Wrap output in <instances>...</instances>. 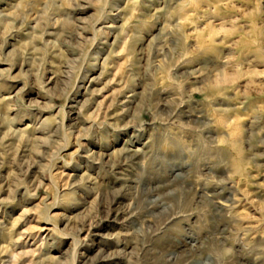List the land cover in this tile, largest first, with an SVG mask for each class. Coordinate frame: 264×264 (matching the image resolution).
Wrapping results in <instances>:
<instances>
[{"label": "rangeland", "instance_id": "1", "mask_svg": "<svg viewBox=\"0 0 264 264\" xmlns=\"http://www.w3.org/2000/svg\"><path fill=\"white\" fill-rule=\"evenodd\" d=\"M0 264H264V0H0Z\"/></svg>", "mask_w": 264, "mask_h": 264}, {"label": "bare ground", "instance_id": "2", "mask_svg": "<svg viewBox=\"0 0 264 264\" xmlns=\"http://www.w3.org/2000/svg\"><path fill=\"white\" fill-rule=\"evenodd\" d=\"M124 152V151H123ZM131 152V151H130ZM137 152H138V150H137ZM127 155V154H126ZM139 156V155H138ZM122 157V156H121ZM126 157V156H125ZM127 158V157H126ZM130 159V158H129ZM124 160V159H123ZM131 161V160H130ZM219 193H221V192H219ZM219 195V194H218ZM213 199V198H212ZM217 200V199H216ZM215 200V201H216ZM216 203V202H215ZM218 203V202H217Z\"/></svg>", "mask_w": 264, "mask_h": 264}]
</instances>
